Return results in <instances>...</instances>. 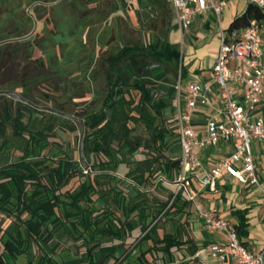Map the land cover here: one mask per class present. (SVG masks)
<instances>
[{
    "label": "trees",
    "instance_id": "1",
    "mask_svg": "<svg viewBox=\"0 0 264 264\" xmlns=\"http://www.w3.org/2000/svg\"><path fill=\"white\" fill-rule=\"evenodd\" d=\"M73 15L70 23L81 25ZM252 19L264 24V9L250 2L229 29ZM15 38L0 45V90L16 91L27 102L0 94V264H150L159 251H194L181 229L169 228L195 210L172 183L180 170L176 89L158 90L142 75L154 65L148 58L177 63V47L166 39L118 46L107 59L100 106L79 116L60 102L36 99L35 86L45 78L39 70L49 60L58 63L46 45L50 36ZM49 70L72 90L63 78L70 69L50 64ZM78 124L79 133L84 127L82 153L69 155L55 138L59 131L75 132ZM234 213L245 246L246 209Z\"/></svg>",
    "mask_w": 264,
    "mask_h": 264
},
{
    "label": "built area",
    "instance_id": "2",
    "mask_svg": "<svg viewBox=\"0 0 264 264\" xmlns=\"http://www.w3.org/2000/svg\"><path fill=\"white\" fill-rule=\"evenodd\" d=\"M264 9V0H250ZM224 3L214 0H171L181 29L187 28L196 14L212 10L218 17ZM261 26L256 19L241 29L220 28L219 48L212 66V83L217 86L222 106L221 118L211 116L203 133L191 124V113L196 103H206L211 83H191L182 107L179 88L176 86V119L179 132L180 170L173 180L177 191H183L193 202L194 209L210 231L220 232L225 241L211 246L213 255H230L238 264H264V251L253 252L239 240L234 224L219 215L210 213L196 202V190L191 188L194 179L198 189L216 190L218 179L225 174L242 184L260 186L255 170L252 141H264V112L259 103L264 95V41ZM240 91L241 94H237ZM236 140L233 150L220 158L214 166L203 165L199 150L217 147L221 142Z\"/></svg>",
    "mask_w": 264,
    "mask_h": 264
},
{
    "label": "rangeland",
    "instance_id": "3",
    "mask_svg": "<svg viewBox=\"0 0 264 264\" xmlns=\"http://www.w3.org/2000/svg\"><path fill=\"white\" fill-rule=\"evenodd\" d=\"M35 1L0 0V45L17 39L15 35L22 39L31 33L27 37L30 40L49 35L46 45L57 58V64L71 70L63 78L69 79L72 90L62 78L49 76L50 64L57 65L49 60L46 68L39 70L45 78L35 86L36 99L44 105L60 102L66 110L79 116L100 106L107 88V59L114 49L125 43L145 44L165 39L167 18L161 19V7L156 1L143 0L140 4L132 0L124 5L121 0H39L42 5H36ZM74 12L81 25L70 23ZM80 60L83 64L78 67ZM148 60L155 66L146 68L142 75L153 87L165 89L169 84L164 70L174 64L157 58ZM86 70L91 71V75L85 73ZM174 72L171 69L173 79ZM85 83L87 88H84ZM67 92L72 94V101H68ZM43 93L49 95V101L44 100ZM79 129L78 124L75 132L59 131L55 138L69 155L78 150ZM81 163L85 169L89 168L83 159Z\"/></svg>",
    "mask_w": 264,
    "mask_h": 264
},
{
    "label": "crops",
    "instance_id": "4",
    "mask_svg": "<svg viewBox=\"0 0 264 264\" xmlns=\"http://www.w3.org/2000/svg\"><path fill=\"white\" fill-rule=\"evenodd\" d=\"M127 3L132 0H125ZM140 4L144 1L139 0ZM161 7L162 20L167 18L165 39L175 45L180 52L179 61L173 66H167L164 76L168 78V84L179 88L182 107L189 84L210 82L211 91L206 95V103L198 102L191 110V124L193 128L203 133L205 123L211 116H222V106L217 94V86L212 83V66L219 48L220 28L228 30L233 20L242 14L250 4V0H214L216 3H224L218 17L212 10L196 14L191 19L187 28L181 29L177 21L176 13L171 5V0H151ZM261 39L264 41V24L261 26ZM174 69L175 76L171 73ZM237 94H241L237 91ZM176 100L174 104L176 107ZM259 111L264 112V95L259 103ZM236 140L221 142L217 147H208L198 151L203 165L207 168L225 155H228L234 147ZM255 157V170L259 177L260 186L242 184L235 177L225 174L218 179L216 190H199L194 179L191 180V188L196 190V202L211 214L219 215L238 223V217L234 210L246 209L247 233L242 237L245 246L253 252L264 251V141L254 140L251 143ZM180 226V227H179ZM172 230L181 229L182 239H191V249H172L171 253L156 252L152 254L150 264H238L230 255H213L210 248L216 243L225 241V236L216 231L208 230L201 217L195 210L188 215L187 220L169 223ZM139 233H135L137 236ZM132 239H127L130 242ZM146 248V243L141 244ZM121 252V251H120ZM119 252V253H120ZM118 253V254H119ZM124 256V255H123ZM136 261L121 260L119 264H137Z\"/></svg>",
    "mask_w": 264,
    "mask_h": 264
},
{
    "label": "water",
    "instance_id": "5",
    "mask_svg": "<svg viewBox=\"0 0 264 264\" xmlns=\"http://www.w3.org/2000/svg\"><path fill=\"white\" fill-rule=\"evenodd\" d=\"M28 36V35H27ZM27 36H24L22 38H26ZM0 94H5V95H8V96H14L16 97V99L18 100H21V101H24V102H27L26 99H24L22 96H20L18 94V92L16 91H13V90H0ZM39 109H42V110H48V111H51V112H55L57 114H60L62 116H65V117H69V118H72V119H77L75 116H72L70 114H67V113H64L62 111H59V110H56L54 108H51V107H48V106H37ZM80 120V119H79ZM81 121V120H80ZM83 134H84V127L83 125L81 126V130H80V133H79V145H78V151H79V154L81 153V150H82V139H83Z\"/></svg>",
    "mask_w": 264,
    "mask_h": 264
},
{
    "label": "flooded vegetation",
    "instance_id": "6",
    "mask_svg": "<svg viewBox=\"0 0 264 264\" xmlns=\"http://www.w3.org/2000/svg\"><path fill=\"white\" fill-rule=\"evenodd\" d=\"M55 2H56V1H55ZM45 3H46V2H45ZM35 4H36V5H42V4H41V1H39V0L35 1ZM34 18H35V16H34ZM35 20H36V18H35ZM29 35H31V33H30ZM29 35H28V36L26 35V36L29 37ZM27 37H26V38H27ZM168 87H169V86H167L166 88H168ZM162 90H163V89H162Z\"/></svg>",
    "mask_w": 264,
    "mask_h": 264
}]
</instances>
